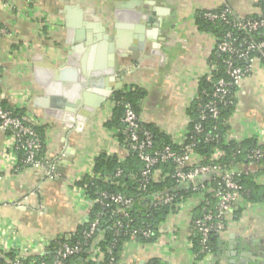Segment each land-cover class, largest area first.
<instances>
[{"label": "crops", "instance_id": "crops-1", "mask_svg": "<svg viewBox=\"0 0 264 264\" xmlns=\"http://www.w3.org/2000/svg\"><path fill=\"white\" fill-rule=\"evenodd\" d=\"M223 6L238 17L252 18L260 13L251 0L0 2V27L7 31L0 35V98L22 112L32 126L43 129L45 158L44 167L17 171L11 139L0 132V230L9 231L4 245L7 250L67 237L87 221L92 202L75 183L92 172L100 154L120 162L128 158L117 131L104 127L112 114L113 92L143 90L146 95L140 102V122L156 127L181 145L198 98L199 82L211 71L209 58L215 47V37L198 29L196 15ZM117 45L136 55V60L129 56L119 59L125 71L120 80L113 75L120 88L113 90L80 127L72 117L71 130L64 139L63 120L47 114L58 110L53 106L56 100L45 91L53 92L59 86L69 89L70 81L62 79L59 71L70 54L81 77L83 69L98 73L99 61L104 62L109 46L117 51ZM91 97L98 98L95 94ZM234 99L225 143L253 138L263 144L261 61L253 63ZM241 170L253 173L255 168L242 166ZM211 178L201 176L197 184L212 185ZM256 183L264 188V173L257 176ZM201 197L197 193L182 201L159 227L153 243L131 240L124 244L118 264H264V203L245 201L226 215L217 253L195 258L191 237L196 234L193 219Z\"/></svg>", "mask_w": 264, "mask_h": 264}, {"label": "trees", "instance_id": "trees-1", "mask_svg": "<svg viewBox=\"0 0 264 264\" xmlns=\"http://www.w3.org/2000/svg\"><path fill=\"white\" fill-rule=\"evenodd\" d=\"M256 7L262 10L264 5L258 4ZM196 25L200 31L210 33L216 40L222 38L225 33L231 32L236 40L245 38L257 43L264 42L263 30L249 34L219 22L211 23L203 17V12L196 15ZM236 48L241 52L245 51V47L240 43L236 44ZM248 56L254 57L256 54L248 52ZM226 58H228L227 54H221L220 57H217L215 51H212L209 58V63L212 66L211 71L208 75L201 78L199 82L198 99L195 100L191 108V119L184 137L185 144L190 143L193 145V154L199 159L197 162L199 165L219 164V171L208 174V176L211 175L212 177V185H199V191H193L190 185L179 184L172 178L175 168L173 164L159 162L153 168V174L155 175L147 182L145 187H142L141 172L144 166L136 154L128 153V158L123 162H120L114 156L100 154L94 160L92 172L75 183L76 188L82 190L85 197L92 202L88 211L87 221L77 227L75 232L69 236H59L51 241L48 249L40 257L35 258L38 262L43 259L48 264L52 263L55 258V251L61 244L67 243L71 247L79 245L80 251L67 257L63 264H109L111 260L118 264L120 253L127 242L135 240L145 244L156 241L159 235V227L170 214L176 212L177 202L184 201L197 193L205 199V202H208L199 204L193 221L202 217L205 213L216 212L217 198L214 196V192L219 190L217 182L224 172H234L236 174L235 179L242 188L241 195L245 202L248 204L264 203V188L256 183L257 176L264 173V143L260 144L253 138L240 142H224V135L227 131L226 123L234 111V94L237 88H232L228 96L231 104L219 106V116L216 121L208 119L201 122L198 119V100L200 98L206 101L210 100L209 96L213 85L209 83V79L215 81L219 78H227L225 66L223 65V60ZM235 66L243 67L245 62L242 60L238 61ZM145 95V92L139 88H129L117 90L111 96L112 101L116 104L113 106L112 114L104 124V127L118 131L116 137L126 148H128V141L121 133L123 129L121 122L123 116L122 104L129 103L135 112L139 114L140 102ZM0 107L11 112L13 116L20 120H24L22 112L13 109L2 100L0 101ZM199 122L204 127L205 133L210 132L212 127H216V134L219 140L207 143L202 140V136H196L193 133V128ZM141 126L151 135L152 149L150 153L161 152L166 147L176 152L180 151L181 146L174 144L167 135L160 132L156 127L143 123H141ZM32 129L43 144L39 158L45 162L44 131L40 127L32 126ZM256 150L259 151L260 156L254 159L248 158V155ZM15 154L18 159L17 171L30 167L22 163L24 159L23 151H16ZM242 166H252L255 171L253 173L243 171L241 170ZM117 170L120 171L119 176H115ZM102 193L120 195L129 200V204L126 207H120L109 200H103L104 204L102 205L98 202ZM164 194L173 195L174 201L160 206L153 205ZM94 220H98V226L91 236L86 238L85 234L89 232L90 224ZM118 222L121 224L119 228L116 227ZM145 232H149V235L144 236ZM202 240L203 236L197 232L191 237L192 251L197 260L202 259L208 253H217L218 234L210 233L206 237L204 247L201 244ZM93 254H95V257L91 259ZM15 257L16 253L14 251H3L0 249V264H14ZM154 264L159 263L155 262Z\"/></svg>", "mask_w": 264, "mask_h": 264}, {"label": "built area", "instance_id": "built-area-1", "mask_svg": "<svg viewBox=\"0 0 264 264\" xmlns=\"http://www.w3.org/2000/svg\"><path fill=\"white\" fill-rule=\"evenodd\" d=\"M7 0H0V2L6 3ZM255 5H264V0H251ZM203 17L211 22H219L231 26L233 29L243 31L245 33H255L257 31H264V8L260 10L259 15L256 18L251 17H238L234 14L232 9L228 6H223L220 10L204 11ZM7 31L0 27V35L6 34ZM240 43L245 47V51L241 52L237 50L236 44ZM215 54L220 57L221 54H227L228 58L223 60L225 66V75L227 78H219L215 81L209 79V83L213 85V89L210 93V100L206 101L200 98L197 103L198 119L199 121H216L219 116V106H227L231 104L228 98L232 88H237L242 80H244L251 72L252 65L255 61H261L264 64V42H254L251 39L236 40L231 32H227L219 40L215 39ZM248 52H254L256 56L249 57ZM245 62V66H235L238 61ZM198 99V98H197ZM112 100V99H111ZM1 101V98H0ZM113 102V101H112ZM116 103L113 102V106ZM123 116L121 122L123 129L121 133L126 137L128 141V153L136 154L139 160L143 163L144 169L141 172V178L143 180L142 187H145L147 182L153 177V168L157 163H171L174 165V172L172 178L179 184H188L193 191H199V184L197 179L201 176L208 175L211 172L219 171L220 167L217 163L210 165H199L193 154L192 144H185V139L181 143L179 152L171 150L169 147L164 148L161 152L150 153L152 149V138L148 131L144 130L141 126L139 114L135 112L129 103L122 104ZM24 119V118H23ZM201 122L194 125L193 133L196 136H202L204 142H217L219 140L216 134V127H212L210 132H204V127ZM0 132L7 134L11 139L10 149L15 154L16 151L24 152V159L22 163L32 168L44 167V160L40 159V154L43 149V144L37 137L36 133L32 129V125L25 119L20 120L16 116H13L11 112L4 110L0 107ZM118 132V131H117ZM225 142V141H224ZM16 156V154H15ZM260 156L259 151L251 152L248 158L254 159ZM195 157V161L192 160ZM16 164H17V157ZM197 159V160H196ZM120 171L117 170L115 176H119ZM167 177V175H165ZM164 176V177H165ZM236 174L234 172H224L217 182L219 190L214 192V196L217 198L215 211L205 213L202 217L193 221V227L197 233L203 236L202 246L204 247L206 237L210 233L220 234L224 228V219L227 214L238 210L241 204H244L242 198V188L235 179ZM1 180V176H0ZM84 194V192L82 191ZM103 200H109L112 203L118 204L120 207H126L129 204V200L123 198L120 195H107L101 194L99 199L100 204H104ZM174 201L173 195L164 194V196L158 198L153 205L160 206L170 204ZM201 202H205V199L201 197ZM182 201L176 203V207L181 206ZM208 203L207 201L205 204ZM98 226V220H94L90 224L89 232L86 233V238H89ZM116 227H121L118 222ZM149 232H145L144 236H148ZM9 236L8 230H0V249L3 251H14L16 257L14 264H48L41 259L39 262L35 259L40 257L49 247L50 243H43L37 245H31L23 247L22 249L5 248V240ZM97 250V249H96ZM80 251V246H69L67 243H63L55 251L54 261L50 264H63V261ZM96 252V251H95ZM210 255V253L205 256ZM95 254L91 256L94 259ZM109 264H115L113 260Z\"/></svg>", "mask_w": 264, "mask_h": 264}, {"label": "water", "instance_id": "water-1", "mask_svg": "<svg viewBox=\"0 0 264 264\" xmlns=\"http://www.w3.org/2000/svg\"><path fill=\"white\" fill-rule=\"evenodd\" d=\"M121 47L117 45V51H114L109 46L108 55H106L104 62L101 64V61H99L100 71L98 73H90L88 71L85 72L82 68L83 73L81 77L79 76L80 78L78 77L79 73L73 68L74 62L72 59L74 56L70 54L67 57L65 66L59 71L62 79L70 81V84H68L70 86L68 87L69 89L64 86L60 88L59 86L53 92L45 91L47 96L50 95L52 100H56L53 106L57 107L58 110L48 111L47 114L63 120L65 126L64 139L71 130L72 125L69 120H72V117L78 121V126L80 127L89 117L94 115L95 111L113 90L120 88L119 84H114L116 79H121V72L125 71V67L118 64L119 59L123 60L129 56L132 58L131 60H136V55L129 54L130 52L125 51L127 48L123 49ZM113 74L117 75H115V80ZM94 76H97L96 79L98 80H95ZM88 77L92 78V80H89ZM39 78L40 70H38L36 80ZM91 94L97 95L98 98H92Z\"/></svg>", "mask_w": 264, "mask_h": 264}]
</instances>
